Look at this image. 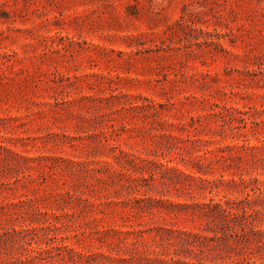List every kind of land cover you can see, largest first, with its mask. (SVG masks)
Segmentation results:
<instances>
[{"label":"rangeland","instance_id":"obj_1","mask_svg":"<svg viewBox=\"0 0 264 264\" xmlns=\"http://www.w3.org/2000/svg\"><path fill=\"white\" fill-rule=\"evenodd\" d=\"M0 264H264V0H0Z\"/></svg>","mask_w":264,"mask_h":264}]
</instances>
